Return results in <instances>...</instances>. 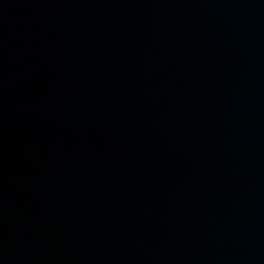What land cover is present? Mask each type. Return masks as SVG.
Returning <instances> with one entry per match:
<instances>
[{"label":"water","instance_id":"1","mask_svg":"<svg viewBox=\"0 0 264 264\" xmlns=\"http://www.w3.org/2000/svg\"><path fill=\"white\" fill-rule=\"evenodd\" d=\"M0 264H264V0H0Z\"/></svg>","mask_w":264,"mask_h":264}]
</instances>
